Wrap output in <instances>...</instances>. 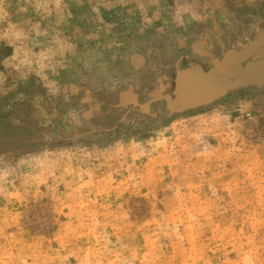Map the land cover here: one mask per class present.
Wrapping results in <instances>:
<instances>
[{
  "label": "rangeland",
  "instance_id": "obj_1",
  "mask_svg": "<svg viewBox=\"0 0 264 264\" xmlns=\"http://www.w3.org/2000/svg\"><path fill=\"white\" fill-rule=\"evenodd\" d=\"M264 0H0V264H264V77L171 110Z\"/></svg>",
  "mask_w": 264,
  "mask_h": 264
},
{
  "label": "flooded vegetation",
  "instance_id": "obj_2",
  "mask_svg": "<svg viewBox=\"0 0 264 264\" xmlns=\"http://www.w3.org/2000/svg\"><path fill=\"white\" fill-rule=\"evenodd\" d=\"M245 42L242 47L231 51L233 55L204 69L199 63L185 55L175 66L174 87L163 94L168 109H187L205 104L219 97L230 85L264 77V27ZM213 61V62H212Z\"/></svg>",
  "mask_w": 264,
  "mask_h": 264
}]
</instances>
